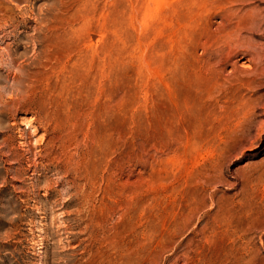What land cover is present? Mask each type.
<instances>
[{"label": "rangeland", "instance_id": "obj_1", "mask_svg": "<svg viewBox=\"0 0 264 264\" xmlns=\"http://www.w3.org/2000/svg\"><path fill=\"white\" fill-rule=\"evenodd\" d=\"M0 264H264V0H0Z\"/></svg>", "mask_w": 264, "mask_h": 264}]
</instances>
